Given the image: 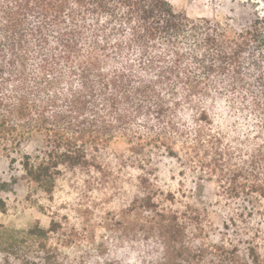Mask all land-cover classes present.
I'll list each match as a JSON object with an SVG mask.
<instances>
[{
  "label": "trees",
  "instance_id": "16d2710c",
  "mask_svg": "<svg viewBox=\"0 0 264 264\" xmlns=\"http://www.w3.org/2000/svg\"><path fill=\"white\" fill-rule=\"evenodd\" d=\"M243 5L252 18L230 25L168 0H0V146L40 136L21 163L51 192L62 167L96 166L122 137L143 164L163 149L196 189L214 181L215 195L243 198L244 216L264 221V12ZM152 223L156 264H264L254 241L245 260L223 243L196 246L173 215ZM52 230L0 224V264H64Z\"/></svg>",
  "mask_w": 264,
  "mask_h": 264
},
{
  "label": "rangeland",
  "instance_id": "374dc122",
  "mask_svg": "<svg viewBox=\"0 0 264 264\" xmlns=\"http://www.w3.org/2000/svg\"><path fill=\"white\" fill-rule=\"evenodd\" d=\"M168 1L189 17L230 25L252 18L243 4L258 2L264 12V0ZM40 144V136H26L19 147L0 146V224L17 231L53 229L49 242L64 264H156L161 245L145 234L153 220L172 215L187 224L196 246L223 243L246 260L249 241L264 245V221L259 214L244 216L243 198L215 195L214 181L196 189L194 174L163 149L148 150L150 160L143 164L139 148L114 138L97 153L96 166L62 167L53 190L45 192L26 177L21 163ZM200 212L201 226L195 228Z\"/></svg>",
  "mask_w": 264,
  "mask_h": 264
}]
</instances>
